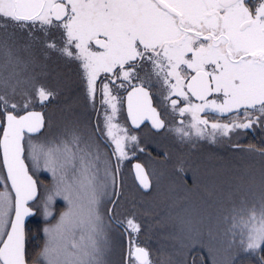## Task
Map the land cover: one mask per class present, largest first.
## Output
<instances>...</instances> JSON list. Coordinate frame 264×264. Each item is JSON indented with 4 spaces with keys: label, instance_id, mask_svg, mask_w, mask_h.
<instances>
[{
    "label": "snow or ice",
    "instance_id": "obj_1",
    "mask_svg": "<svg viewBox=\"0 0 264 264\" xmlns=\"http://www.w3.org/2000/svg\"><path fill=\"white\" fill-rule=\"evenodd\" d=\"M72 65L84 110L47 112ZM257 129L264 0H0V264H197L192 249L199 264H264V141L232 142ZM204 140L239 157L206 182L192 165ZM128 160L141 190L169 164L200 190L155 221L171 244L129 235L118 253L116 235L143 228Z\"/></svg>",
    "mask_w": 264,
    "mask_h": 264
},
{
    "label": "rangeland",
    "instance_id": "obj_2",
    "mask_svg": "<svg viewBox=\"0 0 264 264\" xmlns=\"http://www.w3.org/2000/svg\"><path fill=\"white\" fill-rule=\"evenodd\" d=\"M65 90V89H63ZM62 92V91H61ZM69 93L71 94L70 90ZM49 108L50 111H48L49 113H55L57 115L58 113V109H56V105H55V101L52 103H49ZM77 112H81L83 111L81 109L80 106H75ZM251 142L253 143L252 139L250 138ZM173 147H175V143L169 141ZM205 144L208 145L209 147L215 149L213 152H211L208 155V159L204 156V154H197V158L192 157V165L193 167H195L198 171V174L201 177V181L202 182H206L207 180L211 179L213 177V175H226L233 167V165L230 164H226V160L230 159L231 157L237 156V154H233L232 151H230V153H226L225 151L219 149V145L216 144H212L210 141L204 140ZM250 142V141H249ZM248 142V143H249ZM258 144V143H257ZM155 155V153H153ZM205 159H203V158ZM226 164V165H225ZM127 168H126V178H125V196L127 197L128 202L132 201L135 204H139V203H144L145 201H147L150 206L145 210V209H141L142 211H146V213L148 212L149 216H153L154 213H156L157 215H161V220L164 216V213L166 212V205L169 204L170 198L173 196H187L189 197V200L191 203L195 204L199 201L200 198V190L193 187V188H186L183 185H180L178 183V177L172 172L171 167L169 165V168L167 169L166 175L168 176H163V174L161 173V165H156V170L157 173L160 174L159 175V180L158 183H154L153 185V190L152 192H150V194L146 195V194H141V192L138 190V188H136V184L135 181L133 179L132 174L129 172V168H130V164L127 161ZM159 166V167H158ZM168 167V165H166ZM131 171V170H130ZM192 174V173H191ZM188 175L190 176V173H188ZM166 178V179H164ZM164 179V180H163ZM176 183L178 186L173 189L172 185L173 183ZM128 183V184H127ZM136 186V187H135ZM163 186V190L161 194H158L159 192L157 190H155L156 188H159ZM127 187L129 189H127ZM130 190V195H128V191ZM133 191L138 192V194L140 195V199L138 197H134L131 196V194H133ZM157 193V194H156ZM162 195V197L160 196ZM144 199V200H143ZM61 205H57V207L59 208ZM140 222H142V218L138 217ZM157 219H155L153 222L154 224L149 226L150 229H157L160 231H167L169 232V230L171 229L169 225L164 224L163 226L161 225H156L155 226V221ZM36 221L33 220L32 222V227L35 226ZM154 229V231H155ZM143 228L139 233H123L120 232L116 235V243H117V251L119 252H126L127 248H128V242H129V235L132 236L134 241H139L142 244L144 243V239H143ZM35 241H32L31 243H34ZM172 242H166L164 243V245L167 244H171ZM161 245H159L158 247H160ZM157 247V248H158ZM192 251H196V252H192ZM190 252V255H194L196 256V260L197 263L199 264V249H192ZM189 262H191L192 259H188Z\"/></svg>",
    "mask_w": 264,
    "mask_h": 264
},
{
    "label": "flooded vegetation",
    "instance_id": "obj_3",
    "mask_svg": "<svg viewBox=\"0 0 264 264\" xmlns=\"http://www.w3.org/2000/svg\"><path fill=\"white\" fill-rule=\"evenodd\" d=\"M71 67V71H69L68 67H61L59 69L60 72L63 73V90L60 93L59 98L57 99H53L51 101L54 102L55 101V105H56V109H58V113L57 115H59L62 111V109L64 108L65 105H71L73 107V110L77 112L75 106H80L82 110H84V105L81 101V98L79 96L80 93V87H79V79H78V73L75 70V65L70 66ZM69 90L71 92V94L69 93ZM121 95L123 96V109L119 115V119L121 122L127 121L129 124V120H127V111H126V93H121ZM46 111H50L49 105L46 106ZM237 136H240L241 139L237 140L236 136L233 137V143H242V144H247L246 142L248 141V138H251L253 143H261L262 141H264V132H261L259 129L253 131V130H248V131H238L236 133ZM205 148V142L201 141L199 147L192 153V157L197 158V154L199 155V151L200 149ZM219 149L225 151L227 154L230 153V149L227 146H220L219 145ZM155 153V152H154ZM196 153V154H195ZM233 154H236L233 152ZM236 156L231 157V159H234ZM137 158L141 160V162H144L147 158L141 154L138 153L137 154ZM129 164H130V170H131V165L134 161L132 160H128ZM127 161L125 162V164L123 165V175L126 178V168H127ZM170 165V164H169ZM168 165V168H169ZM230 165H233V163L231 162ZM159 167V166H158ZM190 176H191V172ZM131 174L133 176L132 170H131ZM134 179V178H133Z\"/></svg>",
    "mask_w": 264,
    "mask_h": 264
},
{
    "label": "trees",
    "instance_id": "obj_4",
    "mask_svg": "<svg viewBox=\"0 0 264 264\" xmlns=\"http://www.w3.org/2000/svg\"><path fill=\"white\" fill-rule=\"evenodd\" d=\"M251 142V140H250V138H248V141L246 142L247 144H248V142ZM249 142V143H250ZM252 143V142H251ZM176 146V145H175ZM215 149H213V148H211V147H209L208 145H206L205 144V148H202V149H200V151H199V153L200 154H204V156L207 158L208 157V155L211 153V152H213ZM156 154V153H155ZM196 154V153H195ZM197 156V155H196ZM203 158V157H202ZM203 159H205V158H203ZM208 159V158H207ZM238 159H239V157H238V154H237V156L234 158V159H228V160H226L225 162H226V164H230L231 162L233 163V165L234 164H236L237 162H238ZM225 164V165H226ZM162 167H161V171H162V174H163V176H165L166 175V172H167V169H168V167L166 166V165H161ZM129 172L131 173V171H130V168H129ZM166 176H168V175H166ZM164 179H166V178H164ZM163 179V180H164ZM178 183H179V180H178ZM128 184V183H127ZM137 186V185H136ZM135 186V187H136ZM136 188H138V186L136 187ZM127 189H129L128 187H127ZM138 190L141 192V194H146V195H148V194H150V192H143V191H141L139 188H138ZM152 190H153V188H152ZM155 190H157L159 193L158 194H161L162 193V190H163V186H161L160 187V190H159V188H156L155 187ZM152 192V191H151ZM130 193V190L128 191V195H130L129 194ZM157 194V193H156ZM131 196H133L134 197V199H135V197H138L139 199H140V195L138 194V192H136V191H133V194H131ZM161 197H162V195H160ZM144 200V199H143ZM129 203H133L132 201H129ZM135 204V203H134ZM136 205V209H137V215H138V217H140V218H142V225H143V239H144V243L146 244V245H148V246H150V247H152L153 249H156L159 245H162V244H164V243H166V242H172L171 240H168V239H166V236H167V234L171 231V229L169 230V232H167V231H160V230H157V229H155V227H154V229H155V231H154V229H150L149 228V226H151V225H153L154 224V220L155 219H160L161 218V215L159 216V215H157L156 213H154V215L153 216H149L148 215V212H147V214H146V211H142V210H140V208L141 209H147L149 206H150V204L147 202V201H145L144 203H139V204H135ZM32 222H33V220H31V221H29V224H30V226H32L31 224H32ZM155 226H156V224H155ZM117 240V239H116ZM118 241V240H117ZM31 243V242H30ZM192 252H196V251H192ZM192 252H189V254H188V257H187V259H192L193 258V256L194 255H190V253H192ZM196 257V256H195ZM198 264V263H197Z\"/></svg>",
    "mask_w": 264,
    "mask_h": 264
},
{
    "label": "water",
    "instance_id": "obj_5",
    "mask_svg": "<svg viewBox=\"0 0 264 264\" xmlns=\"http://www.w3.org/2000/svg\"><path fill=\"white\" fill-rule=\"evenodd\" d=\"M125 106H126V111H127V96H126V103H125ZM38 110V109H37ZM130 122V121H129ZM134 163V162H133ZM131 170H132V173H133V177H134V180H135V183L137 184V186L139 185V182L135 179V170L132 169L131 167ZM139 187V186H138ZM140 188V187H139ZM141 189V188H140ZM144 192H148L147 190H142Z\"/></svg>",
    "mask_w": 264,
    "mask_h": 264
}]
</instances>
